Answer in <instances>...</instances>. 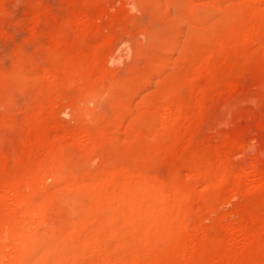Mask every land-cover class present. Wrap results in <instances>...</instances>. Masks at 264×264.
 <instances>
[{
  "label": "rangeland",
  "instance_id": "374dc122",
  "mask_svg": "<svg viewBox=\"0 0 264 264\" xmlns=\"http://www.w3.org/2000/svg\"><path fill=\"white\" fill-rule=\"evenodd\" d=\"M8 228L10 264H264V0H0V264Z\"/></svg>",
  "mask_w": 264,
  "mask_h": 264
},
{
  "label": "bare ground",
  "instance_id": "6f19581e",
  "mask_svg": "<svg viewBox=\"0 0 264 264\" xmlns=\"http://www.w3.org/2000/svg\"><path fill=\"white\" fill-rule=\"evenodd\" d=\"M169 109V108H168ZM163 117H162V119H161V123L162 124H165V123H167L170 119H171V115H170V112L169 111H165V113H164V111H163ZM160 124V123H159ZM161 124V125H162ZM160 125V126H161ZM168 125V124H167ZM163 126V125H162ZM251 166V165H250ZM242 167V166H241ZM246 168V167H245ZM245 168H244V166H243V168H241V170H240V174L241 175H246L247 173V168H246V170H245ZM237 177V176H236ZM251 181V180H250ZM74 184V183H73ZM75 184H77V183H75ZM70 185V184H69ZM27 186V185H26ZM30 186V185H29ZM28 187V186H27ZM76 190V189H75ZM86 199V198H85ZM2 200L4 201L3 203L5 204V205H7L6 203H8V207H9V209H22L25 213H26V215H28V216H30L32 219H37L38 217H39V211L37 212V210H35L33 207H31V206H29V204L26 202V201H24V200H22L21 198H18V197H15V196H12V195H10V192L7 190V191H5V193L3 194V197H2ZM6 208H7V206H6ZM8 209V208H7ZM8 209V210H9ZM32 219H30V220H32ZM34 224V223H33ZM32 224V225H33ZM29 225V224H28ZM9 226V225H8ZM228 227V226H227ZM230 227V226H229ZM232 227V226H231ZM227 229V228H226ZM6 231V230H5ZM239 231V230H238ZM5 233V232H4ZM230 233H233V230L232 229H230L229 230V235H230ZM6 237H5V239L6 240H19L20 242H19V245L18 246H16V247H11V248H9V249H6L7 251H6V258H7V263L6 264H10V262H11V260L15 257V256H17L18 255V253H20V251L26 246V242H25V236L24 235H17V234H15L13 231H12V229H10V228H8L7 229V231H6ZM234 235H236V234H234ZM237 236L239 237V234L237 233ZM231 237V236H230ZM235 237V236H234ZM237 237V238H238ZM235 241H236V238H229V242L227 243V246L229 245V244H233L232 242H234L235 243ZM186 245V248H187V251H188V253H190V252H192L193 251V249H192V245H189V244H185ZM184 246V245H183ZM234 247V246H233ZM230 252L232 253V251H231V246L230 247H226L225 248V253L226 254H230ZM187 253V254H188ZM226 254H225V256H226ZM228 256V255H227ZM229 257V256H228Z\"/></svg>",
  "mask_w": 264,
  "mask_h": 264
}]
</instances>
